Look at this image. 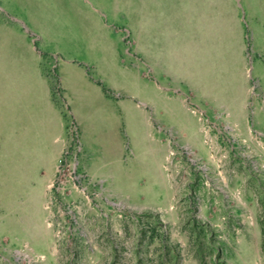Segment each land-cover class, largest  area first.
<instances>
[{
    "label": "rangeland",
    "instance_id": "obj_1",
    "mask_svg": "<svg viewBox=\"0 0 264 264\" xmlns=\"http://www.w3.org/2000/svg\"><path fill=\"white\" fill-rule=\"evenodd\" d=\"M0 264H264V0H0Z\"/></svg>",
    "mask_w": 264,
    "mask_h": 264
}]
</instances>
